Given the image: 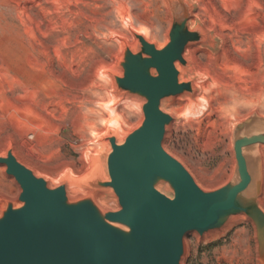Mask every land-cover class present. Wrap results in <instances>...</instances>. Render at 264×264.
Listing matches in <instances>:
<instances>
[{"label":"rangeland","instance_id":"rangeland-1","mask_svg":"<svg viewBox=\"0 0 264 264\" xmlns=\"http://www.w3.org/2000/svg\"><path fill=\"white\" fill-rule=\"evenodd\" d=\"M191 2V25L197 19L219 43L214 51L186 50L204 105L191 113L185 98L164 104L176 118L164 147L201 187L214 189L233 168V126L252 111L264 116V0ZM169 26L165 0H0V153L12 144L52 185L64 172L82 173L87 155L103 150L99 138L109 128L124 134L141 118L134 103L117 101L106 74L121 38L132 42L133 29L162 46ZM18 191L0 165V196L15 198ZM101 201L117 208L113 197ZM185 245L182 264H257L249 220L212 236L191 232Z\"/></svg>","mask_w":264,"mask_h":264},{"label":"water","instance_id":"water-1","mask_svg":"<svg viewBox=\"0 0 264 264\" xmlns=\"http://www.w3.org/2000/svg\"><path fill=\"white\" fill-rule=\"evenodd\" d=\"M165 3L166 42L158 46L131 29L133 41L121 38L120 54L106 71L117 101L139 109L135 126L124 134L109 128L99 138L103 150L87 155V168L64 172L55 185L23 163L12 144L0 153V165L19 188L15 198L0 196V264H182L187 234L207 236L241 214L254 226L264 264V116L252 111L233 126V168L217 188L201 187L165 149L176 118L164 104L185 98L191 113L204 105L186 50L214 51L219 43L197 19L191 25V0ZM102 196L115 198L117 208Z\"/></svg>","mask_w":264,"mask_h":264},{"label":"bare ground","instance_id":"bare-ground-1","mask_svg":"<svg viewBox=\"0 0 264 264\" xmlns=\"http://www.w3.org/2000/svg\"><path fill=\"white\" fill-rule=\"evenodd\" d=\"M211 49H214L215 48V46L214 45H212L211 47H210ZM201 87V86H200ZM203 98V97H202ZM204 99V98H203ZM193 108V104L191 103V102H189V105H188V109H192ZM119 141H121V140H119ZM107 178V177H106ZM241 219H243V220H248L244 215H238V216H234L233 217V219L224 227V228H222L221 230H218V231H214V232H211V233H209L207 236H212V235H215V234H217L218 232H220V231H223V230H225L226 228H227V226L228 225H230L231 223H233V222H235V221H238V220H241ZM250 221V220H249ZM252 223V222H251ZM256 250H257V246H256ZM256 261H257V264H259L258 263V256L256 257Z\"/></svg>","mask_w":264,"mask_h":264}]
</instances>
